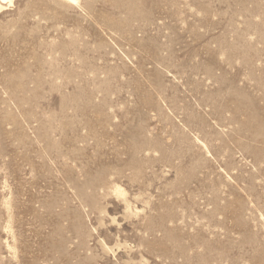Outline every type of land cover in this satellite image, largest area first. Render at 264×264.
Segmentation results:
<instances>
[{"label":"rangeland","instance_id":"1","mask_svg":"<svg viewBox=\"0 0 264 264\" xmlns=\"http://www.w3.org/2000/svg\"><path fill=\"white\" fill-rule=\"evenodd\" d=\"M0 264H264V0L0 10Z\"/></svg>","mask_w":264,"mask_h":264},{"label":"bare ground","instance_id":"2","mask_svg":"<svg viewBox=\"0 0 264 264\" xmlns=\"http://www.w3.org/2000/svg\"><path fill=\"white\" fill-rule=\"evenodd\" d=\"M66 3H75L77 0H61ZM13 0H0V10L4 9L6 5H11ZM117 194H120L121 191L119 189L116 190Z\"/></svg>","mask_w":264,"mask_h":264}]
</instances>
